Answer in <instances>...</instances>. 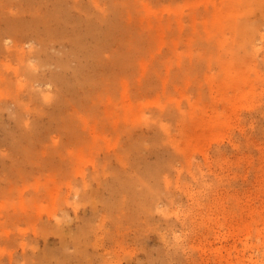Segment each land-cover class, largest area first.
Masks as SVG:
<instances>
[{"label":"rangeland","instance_id":"rangeland-1","mask_svg":"<svg viewBox=\"0 0 264 264\" xmlns=\"http://www.w3.org/2000/svg\"><path fill=\"white\" fill-rule=\"evenodd\" d=\"M0 1V152L12 163L9 157L20 158V153L11 140L23 130L16 118L20 125L49 124L46 111L52 113L55 106L44 98L59 90L51 78L62 70L59 63L68 58L65 53L71 46L62 40L56 44L47 34L40 42V36L28 30L10 36ZM103 1L108 16H113L118 0ZM34 4L37 10L40 6ZM229 4L230 0H127L125 7L116 6L123 9L122 29L131 30L133 39L117 52L111 39L115 46L106 49L113 78L109 80L114 81L111 101L106 98L95 112L83 114L89 127L77 123L81 137L78 130L74 140L67 133L52 132L35 150V162L19 175L0 164V264H74L81 259V264L264 263V39L254 35L255 50L246 44L234 27L244 20ZM27 14L23 21L32 18L31 11ZM256 18L264 31V19L259 13ZM78 58H68L69 66L80 68ZM118 67L123 68L121 74L113 76ZM76 69L60 73L67 81L75 77L73 71L81 74ZM238 73L242 77L233 81L230 77ZM90 75L96 77L94 72ZM31 94L38 98L31 100ZM19 97L22 106L16 102ZM130 99L134 108L126 113ZM36 103L42 109L47 105V118L35 116ZM201 116L208 123L204 130L197 124ZM151 120L166 123L169 131ZM91 126L96 127L94 133ZM10 131L16 135L7 134ZM142 139L149 141L147 148L139 145ZM132 140L137 147L127 152ZM53 145H68V152L62 146L66 152L58 155L65 156V162L57 156L54 163H41L55 155ZM167 159L180 171L157 170ZM135 168L151 178L155 198L142 182L134 186L136 193L121 194L118 176L129 180L125 176ZM102 199L122 208L105 212ZM144 203L155 206L149 218L136 209ZM175 234L182 239L177 245ZM65 250L72 257L68 251L66 258Z\"/></svg>","mask_w":264,"mask_h":264},{"label":"bare ground","instance_id":"bare-ground-1","mask_svg":"<svg viewBox=\"0 0 264 264\" xmlns=\"http://www.w3.org/2000/svg\"><path fill=\"white\" fill-rule=\"evenodd\" d=\"M25 1L24 0H2V2H3L2 7H4L5 9L4 8H1V9H3L2 11L4 14V22L5 21L7 22V23H5V24H7V26L5 25L6 26L5 29L9 33H11V34H9V33L8 34L10 36L16 37L17 36L16 34H18V32L22 33V32H25L28 30V31L36 32L40 36L41 39L42 38L46 39L43 36V34H47L48 38L51 41H55L56 44H58V41H61V40H62L61 43H63L64 41H67L69 47L70 46L71 47H70L69 52L65 53V55H67L68 58H71V57L74 58L75 57L77 59V57H79L80 60L78 58V61H80V68L78 67L76 69L74 67H70L69 65L71 63H69L70 61L68 62V58H67L63 62L61 59L60 62H62V63H59L60 67L62 69L61 71L67 70V72H68V70H71L73 68L74 71H75V69L78 72L81 71L80 73L82 75L81 74L79 75L78 72H77L78 74L75 75L74 73H76V72L73 71L72 76L74 75L75 77L73 76L74 77L73 79L68 78L67 81H65V78L62 76L63 73L61 74L60 70H59L60 72H58L54 75L52 73L53 77L52 78L50 77V78L54 80V82H53L54 84L58 85L59 90L57 91V93L55 95L50 96L47 94V95H45V98H44L46 100L47 105H51V106L54 105L56 107L55 108L52 106L53 112L49 113V114H48L49 111L46 109L48 119H49V121L46 120V122L49 123L48 125L46 123H43L42 121H40V122H42L45 125H42L41 123H39V121H38V123H37V121L36 122L34 121L32 124L28 125V123H26V124H21L22 125L21 126L20 123H18L20 118L19 117H18V119L16 118V120H18L16 125L18 124L19 126L18 125L17 126L21 127L23 129L21 131L22 133L20 132L21 133L20 135L17 134L16 137H18V138L13 137L16 135L15 134L16 132H14V134H13V131H10L12 133H9V132L7 133V134H13L12 138H15V140H13L10 136H6V137L7 138L10 137V139H12L11 141L14 142V148L16 149V151H18L20 153L19 154L20 158L19 157L15 158L16 156L15 157L10 156L9 160L11 159L10 161L12 163H8L7 160L5 159L7 157L3 158L2 156H4V155H2V153H1L2 151L0 152V164L5 166L4 169H6V170H7L6 167H10L11 171L15 175H17V174L19 175L21 173V169L24 166H26L28 164H33L35 162V160H36V154H35L36 151L35 150L44 145V143L46 142V138L50 137L51 134H53L52 132H54V133L55 132L67 133L70 137L73 136L71 138H72V140H74L75 136L77 138V134H76L77 130L79 131L78 132L79 135L81 132L79 130V128L77 127V123L82 124L84 127H85V125L88 126L87 125V119L83 114L84 113L90 114V113L95 112V110L99 109V106L102 105L103 101H104L103 104H105L106 98L108 99V101H111L110 90L112 88H110V87H112L111 83L113 84L114 81L113 82L111 81L113 78L110 77L111 70L108 68L110 66H108V62L104 58V55L106 53V49L109 47L111 48V47L115 46V45L110 44L111 39L113 40L112 41L113 43L118 45V48L117 47H114L115 49L112 48L115 50V52H117L119 50L120 46H124L125 43H132V39H133L132 31L129 29H125L124 26H123L124 29H122V26H121L123 24V22L121 20L123 9L118 10L119 8L116 7V6L125 7L127 0H118L115 2V5H116L115 9L112 10V12H111L113 16H108L111 14H108L109 12L103 8V5H104L103 0H89L90 4L89 3H83V0H25ZM136 1L138 2L140 0H136ZM224 1L226 2L227 0H224ZM34 3H36L38 6H40V7H37L38 8L37 10H35L36 5ZM31 4L34 5L32 7V8L35 7L34 9L31 8ZM26 5L30 6V9L28 7V10H25ZM68 5H70V6L68 7ZM229 5H231L232 7L235 6L236 7L235 10L237 13L233 9H232V11L234 13H236V17H241L245 21L244 22L242 20L241 21L238 20L235 22L234 27L236 29V32L243 34L245 43L248 44L253 50H255L257 45L255 43V38H254L255 36L254 35L258 34V36L261 39H264V31H262L261 27L259 25H257V18H256V14L259 13V16L262 17V19H264V8H263L264 0H230ZM13 7H15V8L17 7L18 9L16 8L17 9L16 11H12ZM144 7L146 8L147 5H145ZM28 11H31V14H29V15L32 18L30 20L23 21L24 19L26 20V15H28L27 14ZM228 14H232V13L228 12ZM233 16L234 15L232 14V17ZM29 21H31V22L27 23ZM25 23H27V27H26ZM6 33L7 32L5 31V34ZM120 34H121V36H120ZM120 37H121V39H120ZM0 39H1V36H0ZM119 39H120V41H119ZM56 40H58V41H56ZM88 40H90V41L92 40V41L89 43ZM44 41H46V40H44ZM44 41H43V39L40 40V42H44ZM117 41L121 42L122 44L121 43L117 44ZM41 44H43V43H41ZM18 54H19V52H18ZM44 55H45V53H44ZM37 56H39V55L37 54ZM47 56H49V55H46V57ZM117 56H119V54ZM39 57H41V56H39ZM63 57H65V56L62 55V57H60V58H63ZM49 58H50V56H49ZM47 59H48V57H47ZM47 59L45 62L46 64L48 63ZM74 60L72 62H74ZM40 61H41V58H40ZM42 62H43V60L41 61L40 64H44V62L43 63ZM27 63L29 64V62H27ZM115 64H116V61H115ZM89 67H92V68H89ZM85 69L88 70L86 73H84ZM114 69H115V67H114ZM116 70H118V71L116 72ZM116 70L113 71L115 73V74L113 73V76H115L117 73H120V71L123 70V68L121 69V67L120 68L118 67V68H116ZM93 72L96 74V77H94V76L92 77L90 75V73H93ZM239 73L242 75L241 71H239ZM239 73L232 75V77H230V78L233 81H238L239 78L243 76V75L241 76ZM66 74H64V76H66ZM67 76H68V74H67ZM70 78H71V75H70ZM115 78H117V77H115ZM109 79H111V80H109ZM9 81H11V80H9ZM9 81H7V82H9ZM77 85H79L80 88H76ZM86 86H88V90H86ZM90 87L92 89H90ZM83 88L85 90H83ZM6 89H8V88H6ZM12 90H14L13 87H12ZM18 92H19V90L17 91V93ZM0 94H1V92H0ZM13 94L15 95L14 92H13ZM31 96H33V98H31V100H36L38 98V96L36 94H31L30 97ZM0 97H2V95ZM20 97L17 98L18 100L16 99V102L17 103L19 102L18 103L19 106H22V99L20 100ZM6 99H8V98H6ZM12 100L15 101V99H12ZM14 101H12V102H14ZM84 101H86V103H84ZM88 103H91L90 106H87ZM34 105H35V103H34ZM47 105H44V106H47ZM36 106H38V107L36 108ZM36 106H34V108H33L35 116H37L36 114H38L39 116H43L45 114L44 116H46V112L45 113L43 112V110L45 109L44 106H43V109L41 107H39V105H37V103H36ZM105 107H107V106L105 105ZM1 108H0V110L2 111L3 108L2 109ZM125 108H126V113H128V112L130 113V111L131 112L133 111L134 106H133V101L131 99H130V101L127 100ZM67 109H69L71 111V113H70V111L68 112ZM197 109L198 108L191 109V116H193V114L197 113V111H196ZM4 110L6 111V109H4ZM4 110H3V112H4ZM106 112H107V110H106ZM205 114H207V112H205ZM2 115H3V113H2ZM35 116H33L32 118L34 119ZM1 117L3 118L4 116H1ZM40 118H42V117H40ZM46 118H47V116H46ZM11 119L12 118H10L9 120L11 121ZM21 119H23V117ZM205 119H206L205 116H201L199 118V120L197 121L198 126L201 127L203 130L205 128H207V126H208V123ZM214 119H216L218 121L219 116L214 117ZM16 120L14 119V121H16ZM42 120H44V118ZM83 123H86V124H83ZM149 123L150 124L153 123L154 125L159 124L158 126L163 128L166 132L169 131L168 125L166 123L158 122V120H151ZM14 124H15V122H14ZM113 125H114L113 126L114 130L117 131L118 130V128H117L118 119L115 120ZM17 126H15V127H17ZM83 126H82V129H84ZM3 127H5V126H3ZM18 127H17V129H18ZM92 127L93 126H91L89 129H91ZM11 128H14V127H11ZM17 129H14V131H16ZM86 129H85V131H86ZM95 129H96V127H95ZM95 129H93V133L96 131ZM19 131H17V133ZM74 133L76 135H74ZM79 135H78V138L81 137V135L80 136ZM96 136H97V134H96ZM2 137H4V136L2 135ZM54 140H56L55 137L53 138V141ZM1 142H3V140ZM69 143H71V142H68V144ZM74 145H75V143H74ZM76 145H78V144H76ZM139 145L147 148L149 146V141L142 139V141H141V143H139ZM62 146L55 147L53 145L52 146L53 151L51 153L55 154V155L52 156V158H50V160H47L45 158L44 160H42L43 162H41V163H45V164L54 163V161H56L55 159L57 158V156L61 152L63 154L66 151L68 152V149H66L68 147V145L63 146L64 149H66L65 152H63L64 149ZM69 146H72V144H69ZM136 147L137 146H134V143L132 140L130 142L129 146L127 147V152L133 151V149H135ZM50 151H51V149H50ZM16 154H18V153H16ZM60 158H63V162H65L64 161L65 156L64 157L58 156V159H60ZM120 159H121V157H120ZM108 161L109 160H107L106 162H108ZM63 162L61 161L60 163H63ZM8 164H10V165H8ZM168 167H172L176 171H180V169L173 164L171 159H167L165 161L159 162L158 166H157V170L162 171L163 169L168 168ZM136 171H137V169L135 168V170L134 169L132 170V172H131L132 174L130 173L129 175L125 176V177L129 178V180H124L125 178L123 176H120V175L118 176L119 181L122 183L121 194L128 193V192L136 193L137 189L136 188L134 189V186H136V184L138 182H142L141 185L143 187L150 189V192H149L150 197L155 198V195L157 194V192H156L155 188L153 187L155 184L152 183L151 178L139 175L136 173ZM118 177L116 180L117 183H118ZM13 182H16V181H13ZM13 182H11V183H13ZM165 183L170 184L171 183L170 179L165 177ZM12 186H13V184H12ZM15 186H16V184H15ZM112 188L115 190V192L118 191L114 184H113ZM157 190H158V188H157ZM0 191H2V190L0 189ZM125 196H123L122 199ZM87 199L88 198H85V200H87ZM103 199L101 200V204L103 203L104 206L106 207L105 212H115L116 210H118V208H122L121 204L112 207L113 206L112 200H109V199L103 200ZM136 206H137L136 209L138 210L139 215L142 216L143 214H146L147 217H148V215L150 216L153 213L152 211H153V208L155 207L154 205L148 206L145 203L142 205L139 204ZM121 210L119 212H121ZM263 210H264V206H263ZM135 211L136 210H133V212H135ZM176 211H177V213H179L181 211L183 212L184 210L176 209ZM138 212H136V213H138ZM247 212H251L250 214H252L253 212H256V211L248 210ZM129 213H131V212H129ZM135 217H136V215H135ZM142 217H144V216H142ZM16 218H17V216H16ZM144 218H146V217H144ZM17 222H18V220H17ZM48 229L51 230V228H48ZM102 229H103V227H102ZM99 230H101V227L99 228ZM46 231L48 232V230H46ZM35 232H37V231L35 230ZM49 232H51V231H49ZM99 232L100 231H98V233ZM173 236H174V240H176V243H175L176 245H177L178 240H179L178 242L181 243L182 239L178 234H175ZM99 240H101V239H98V241ZM71 241H72V239H71ZM89 244H91V243H89ZM82 250H84V249H82ZM0 251H2V248L0 249ZM68 251L67 250L63 251L64 256L67 254ZM63 252H61V254H63ZM65 252H66V254H65ZM69 252H68V256L72 257V255H73L72 252H70V253ZM78 253H79V250H78ZM84 253H85V255H84ZM84 253H82V254L86 257V255L88 253L86 251ZM75 255H77L76 251H75L74 256ZM77 256H79V255H77ZM77 256H75V258ZM88 256H87V258H88ZM66 258H67V255H66ZM81 258H83V257H81ZM72 259H71V261H72ZM76 259L78 260V257ZM85 259H84V261H85ZM89 259H90V257H89ZM82 261L83 260L81 259V262ZM87 261H88V259H87ZM263 261H264V258H263ZM77 262H76L77 264H81L80 261H77ZM76 263H74V264H76ZM72 264H73V262H72ZM262 264H264V263H262Z\"/></svg>","mask_w":264,"mask_h":264}]
</instances>
